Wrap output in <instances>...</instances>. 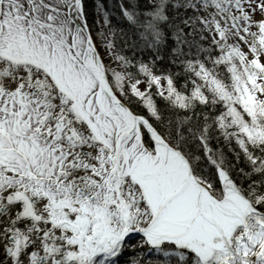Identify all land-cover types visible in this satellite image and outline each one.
Here are the masks:
<instances>
[{
  "label": "snow or ice",
  "instance_id": "obj_1",
  "mask_svg": "<svg viewBox=\"0 0 264 264\" xmlns=\"http://www.w3.org/2000/svg\"><path fill=\"white\" fill-rule=\"evenodd\" d=\"M0 264H264V0H0Z\"/></svg>",
  "mask_w": 264,
  "mask_h": 264
}]
</instances>
